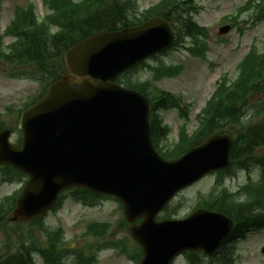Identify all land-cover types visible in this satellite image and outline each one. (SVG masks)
Returning <instances> with one entry per match:
<instances>
[{
  "label": "water",
  "instance_id": "water-1",
  "mask_svg": "<svg viewBox=\"0 0 264 264\" xmlns=\"http://www.w3.org/2000/svg\"><path fill=\"white\" fill-rule=\"evenodd\" d=\"M173 39L170 22L153 17L88 37L65 52L67 73L22 115L21 148L11 147L6 133L0 137V162L29 175L14 210L21 219L42 213L61 189L77 185L115 196L129 221L142 218L131 228L143 247L139 264H168L183 249L213 251L232 227L224 215L199 209L184 220L154 218L177 189L229 164L231 138L212 134L165 161L150 144L146 101L115 83Z\"/></svg>",
  "mask_w": 264,
  "mask_h": 264
},
{
  "label": "trees",
  "instance_id": "trees-1",
  "mask_svg": "<svg viewBox=\"0 0 264 264\" xmlns=\"http://www.w3.org/2000/svg\"><path fill=\"white\" fill-rule=\"evenodd\" d=\"M56 4V0L48 2L49 8ZM193 0H162L158 4L148 8L142 13L136 11L137 7L130 2L122 0H86L82 7L93 8L95 11L81 16L80 5L74 6L72 0L56 6V14H52L44 21H39L35 16L33 5L27 10H17L8 32L16 35L17 40L9 45V52L5 53L1 49L0 39V60L12 65L28 64L33 65V71L40 75L47 74L44 78L47 82L55 78L54 71H63L61 60L62 53L71 46L78 38L85 37L97 31L106 29H117L130 26L139 20L152 15H161L166 11L171 12V18L177 32V42L186 37H192L197 44L196 49L205 46L203 42H198V38L207 37V31L193 21L191 4ZM248 4L246 7H249ZM245 7L240 8V11ZM136 11V13H135ZM48 20V21H47ZM56 21L62 22L63 31L59 34H48L50 24ZM202 40V39H199ZM192 49L193 55L202 56L204 49ZM240 79L232 86L227 85L223 80L214 92V102H209L207 108L203 111L201 124L198 131L191 136L186 135L184 130L180 132L179 145L174 150H168L164 153L167 158H173L189 147L199 143L208 133L217 130H226L239 126L237 139L231 151L232 168L237 171L249 173L252 166L260 169L259 180L256 183L248 177L247 183L243 185L236 193H229L227 189L222 188L210 201H205V205L214 209L221 210L231 217L237 223L236 230L232 237L243 234V230L249 228L264 227V154H258L256 148L264 144V119L253 124L243 123L240 120L243 109L249 107L247 100L248 94L254 91L264 89V55L257 50H253L245 57L240 65ZM164 76L175 74V70L164 68ZM158 75H155L157 77ZM262 77V80L260 78ZM154 109L168 108L174 106L177 102L173 94L169 92H159ZM264 110V108L262 109ZM152 123L155 126L153 130V139H160L165 135V130L159 129L156 125L158 120L156 115H152ZM228 169L227 172H234ZM3 180H14L22 177L21 173L10 170L2 173ZM68 194L74 199L82 202L84 205L92 206L97 201V196L81 188H72ZM11 205V204H10ZM3 205L0 207V224L4 221ZM6 210L10 211V206ZM25 225L29 232L33 233L29 238L25 234H20L16 240V246L13 252H10L0 258V264H34L33 254L41 255L46 264H60V256L66 252L59 248L60 234L62 231H48L44 228L42 217L34 219ZM2 225H0L1 227ZM108 223H93L87 229L93 239H100L102 248L115 249L119 254L129 255L134 261L139 259V248L135 244L129 245L127 239L114 240L108 239L106 233ZM40 229L46 240L45 246L38 244V239L34 235V230ZM30 233V234H31ZM63 239V238H62ZM226 241L218 250L219 256L228 257L229 261L218 260L217 264H231V249L226 245ZM191 264H202V258L198 254H189ZM76 264H94L96 257L93 253L86 252L82 248L75 257Z\"/></svg>",
  "mask_w": 264,
  "mask_h": 264
},
{
  "label": "rangeland",
  "instance_id": "rangeland-1",
  "mask_svg": "<svg viewBox=\"0 0 264 264\" xmlns=\"http://www.w3.org/2000/svg\"><path fill=\"white\" fill-rule=\"evenodd\" d=\"M28 1L35 4V10L39 17L44 15L41 0H3L2 12H0V32L7 24L10 16L13 15L14 9L16 7H26ZM157 1L137 0V3L139 9H143V7ZM259 1L255 0L256 3ZM245 4V0H195L194 19L199 25L206 27L208 31L206 58L201 59L191 56L182 44H178L174 49L157 57V60L151 59L147 62L153 67L160 63L180 67L177 76L172 78L158 77L153 80L152 74L146 68H141L135 71L134 74L129 75L133 84L142 85L147 83L149 84V90L152 92L169 91L180 98V105L183 110L169 109L161 112L163 122L171 128L166 144H171L177 139L178 127L184 122L181 115H184V113L189 118L187 121L188 132L195 129L197 125L196 117L213 91L217 79L223 74H227L226 79L235 78L238 73L239 62L244 58L252 44H256L259 48L264 47V22L257 21L254 16L258 6L252 3L246 12L239 14L238 8L245 6ZM230 14L232 16L225 19V16H230ZM233 14H236L235 17ZM233 22L235 27L231 31L226 34L219 33L222 26ZM241 27L242 29H240ZM9 41V38L4 39L5 44ZM190 41V39H186L185 45H189ZM7 70V66L0 64V116L5 119H7L9 112L8 107L19 108L22 103L21 100L33 94L37 89V86L33 83L26 85L13 84L7 76ZM16 82L19 83L20 81ZM250 102L254 104V107L249 110L247 117L256 113L261 103L264 102V91L251 96ZM255 116L259 119L263 116V113H258ZM15 138L16 136L13 137V141ZM259 151H264V146ZM252 176L256 178L257 171H254ZM215 178L214 173L209 174L195 184L183 189L174 198L173 203L175 205L172 209L162 212V214H173L174 209L178 206L176 203H180L179 208L172 217L184 218L192 211L199 194L205 199L208 198L210 190L215 187L213 185ZM245 183L246 174L242 171L237 172L233 177H227L223 182L225 186L233 191ZM20 185L1 184L0 198L12 194ZM122 218L123 214L119 208V203L111 198H102L93 207L83 206L80 203L66 199L64 205L56 213L50 212L46 216V222L52 227L63 228L68 245L81 247L94 242L92 238L81 236L85 226L91 222H109L110 228L107 231L110 232L106 233L107 238L110 239L111 236L120 240L124 239L129 235V225H119ZM5 225L6 229L0 230V255L6 250L5 244L7 241L11 243L15 241L19 235L17 231H26L25 226L21 223L16 224L8 221ZM35 236L41 238L42 234L35 231ZM236 246L235 254L237 255L238 264H264V230L250 232L246 239L241 242L238 241ZM34 260L35 264H41L39 263L41 258L38 255H34ZM184 260L185 257L180 256L172 264H183ZM208 262V260H205L203 264H208ZM212 263L216 264L215 260ZM96 264L134 263L124 254L103 250L99 251Z\"/></svg>",
  "mask_w": 264,
  "mask_h": 264
}]
</instances>
